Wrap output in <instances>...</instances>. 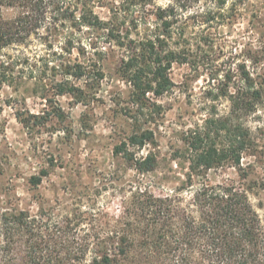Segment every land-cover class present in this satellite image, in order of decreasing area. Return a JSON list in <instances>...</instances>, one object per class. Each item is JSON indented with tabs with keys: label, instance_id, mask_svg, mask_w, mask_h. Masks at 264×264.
I'll use <instances>...</instances> for the list:
<instances>
[{
	"label": "rangeland",
	"instance_id": "rangeland-1",
	"mask_svg": "<svg viewBox=\"0 0 264 264\" xmlns=\"http://www.w3.org/2000/svg\"><path fill=\"white\" fill-rule=\"evenodd\" d=\"M133 1L93 0L95 13L112 22L125 38L124 46H119L104 34L81 33L83 52L104 72L99 90L87 92L83 102L68 94L53 95L51 88L42 90L34 84L49 81L46 59L53 60L49 54L53 47L59 50V42L50 47L46 41L33 39L2 52L4 60H13L12 84L17 88H0V241L5 213L67 217L84 228L94 227L90 232L103 233L128 211L134 193L177 196L182 209L190 212L192 194L203 183L243 184L264 224V164L260 154H244L241 159L247 180L254 182L242 180V170L220 163L189 178L191 153L182 141L186 130L202 125L210 112L228 113L225 99L209 97L222 87L225 74L236 82L237 68L245 65L264 82V0H195L180 10L178 40L188 48L189 62L172 64L169 75L173 87L163 96L151 98L161 108L152 119L146 121L142 116L136 123L131 118L134 107L129 87L120 69L134 51L141 25L145 20L152 22V12L158 6L165 7L173 0H149L145 8L142 0ZM12 13L4 10L5 16ZM76 50L72 57L78 55ZM77 84L82 86L83 81ZM43 95L53 100V106ZM53 107L60 108L61 114L50 116L43 126L27 129L16 117L17 112L24 116L26 112L42 114ZM239 120L249 130L257 150H264V100L257 110ZM135 124L152 130L155 142L129 149L134 158L154 153V171L140 172L122 152L115 154ZM215 140L221 141V137ZM33 176L41 177L38 184L33 183Z\"/></svg>",
	"mask_w": 264,
	"mask_h": 264
},
{
	"label": "trees",
	"instance_id": "trees-1",
	"mask_svg": "<svg viewBox=\"0 0 264 264\" xmlns=\"http://www.w3.org/2000/svg\"><path fill=\"white\" fill-rule=\"evenodd\" d=\"M194 1L173 0L165 7L158 6L152 12V22L145 20L141 25L133 53L123 61L120 73L129 87L135 123L142 116L152 119L161 108L151 98L161 97L173 87L169 75L172 64L189 62L188 48L178 40V22L180 10H186ZM140 3L145 8L150 2ZM6 9L13 11L11 16H5ZM119 31L95 13L93 0H0V88H17L12 84L13 60L2 57L5 48L25 46L33 39L46 41L50 47L59 42V50L53 47L49 54L53 60L46 59L45 71L51 72L49 81L34 84L42 90L51 88L53 95L68 94L83 102L87 92L99 90L104 72L96 60L90 62L83 52L81 33L104 34L108 41L124 46L125 37ZM74 49L76 57H72ZM235 75L236 82L225 74L222 87L209 94L211 99H225L228 113L210 112L202 125L186 130L182 138L191 153L189 178L220 163L242 170L241 179L254 182L247 180L248 172L241 168V159L244 154L257 153L264 164V150H257L249 130L239 120L257 110L264 100L263 78L253 76L245 65H240ZM79 81H83L82 86L77 84ZM42 97L53 106L51 98ZM60 111L53 107L42 114L26 112L24 116L17 112L16 117L30 129L43 126ZM154 142L152 130L135 124L115 148V154L122 152L140 172L154 171V153L134 158L129 149ZM40 179L32 177L35 184ZM261 186L264 188V182ZM242 187L243 184L203 183L192 194L190 212L182 209L177 196L134 193L128 211L103 233L90 232L94 227L84 228L67 217L32 216L24 211L5 213L0 264H264V224Z\"/></svg>",
	"mask_w": 264,
	"mask_h": 264
}]
</instances>
